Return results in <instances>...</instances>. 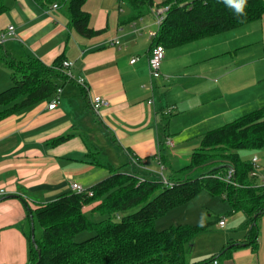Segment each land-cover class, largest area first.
<instances>
[{
    "label": "crops",
    "instance_id": "obj_1",
    "mask_svg": "<svg viewBox=\"0 0 264 264\" xmlns=\"http://www.w3.org/2000/svg\"><path fill=\"white\" fill-rule=\"evenodd\" d=\"M4 3L0 28L11 24L14 35L0 44L1 53L17 60L36 57L49 65L62 54L73 64L72 78L58 82L54 108L44 100L0 121V263L28 264L30 210L69 191L72 182L91 186L108 175L105 164L140 177L155 175L160 162L166 169L181 155L174 148L185 136L196 135L198 148L217 117L264 106V14L183 44L194 47L193 61L175 52L169 58L164 50L162 76L152 79L147 66L152 44L147 32L156 26L152 9L128 20L129 9L119 0H86L82 10L98 32L85 36L71 25L60 0ZM93 95L109 101L98 113L89 105ZM189 158L184 156L181 167ZM257 224L256 240L246 243L245 228L232 234L226 220L223 226L216 223L213 228L223 231L220 239H211L208 231L197 234L187 256L201 241L211 253L229 245L217 264H264V214Z\"/></svg>",
    "mask_w": 264,
    "mask_h": 264
},
{
    "label": "trees",
    "instance_id": "obj_2",
    "mask_svg": "<svg viewBox=\"0 0 264 264\" xmlns=\"http://www.w3.org/2000/svg\"><path fill=\"white\" fill-rule=\"evenodd\" d=\"M60 1L79 33L90 36L98 32L88 26V13L82 10L86 0ZM153 1L168 5L154 39L164 48L231 30L264 14V0H247L243 17L222 0H119L129 9L128 20L148 14ZM5 10L4 0H0V14ZM0 59L10 68L12 81L0 91V121L49 101L58 82L69 80L61 70L62 54L50 65L31 56L17 60L7 52H0ZM263 146L264 106L207 130L187 165L164 176L169 183L158 176L140 177L105 164L108 175L87 187L92 195L69 190L30 210L42 226V235L40 239L28 235V264H207L220 259L229 245L201 261L189 262L187 258V247L208 229L209 222L155 228L158 217L203 189L226 200L230 212L244 214V242L253 243L257 219L264 214V192L254 186L249 174L252 164L240 157V151H259ZM228 169L232 182L220 178ZM85 231L90 235L77 240Z\"/></svg>",
    "mask_w": 264,
    "mask_h": 264
},
{
    "label": "rangeland",
    "instance_id": "obj_3",
    "mask_svg": "<svg viewBox=\"0 0 264 264\" xmlns=\"http://www.w3.org/2000/svg\"><path fill=\"white\" fill-rule=\"evenodd\" d=\"M155 2V1H153ZM157 2V1H156ZM153 7V3L151 4V8ZM150 8V10H151ZM146 19H151V15H146ZM166 54H168L169 58L172 56L171 52H175L174 55H177V58L181 60H192L194 59V47L192 45H180L177 47L165 48ZM170 63V60H169ZM221 79L222 76L219 75ZM12 83L10 78V68L5 64L3 60L0 59V91ZM165 90H159L160 99H163V92ZM1 108V107H0ZM245 109V110H244ZM243 110L233 111L231 113H227L222 117H217L215 122H211L210 128L218 127L228 121L233 120L239 115L247 112L246 108ZM242 111V112H240ZM173 115L168 116L171 118ZM190 132V131H187ZM193 133V132H192ZM186 135V134H184ZM183 135V136H184ZM182 138V136H181ZM177 139V138H176ZM199 144L198 137L196 135L185 136L182 138V141L177 142V146L174 150L181 151L179 154L183 156L175 157V159L171 162V167H167L162 170L164 175L167 177L176 171H178L184 162L182 159L185 155H191V152L194 148H196ZM253 152H255L259 156L256 172L260 176H254L255 182H259L260 177H264V149L262 148L259 151H253L250 149H243L240 151V157L249 161ZM156 174H151L149 176H157L159 172ZM159 177V176H158ZM135 208L131 209L134 210ZM130 210V211H131ZM124 214V213H123ZM219 217H223L228 224V229H232V234L243 233L244 225H243V214L241 211L230 212L229 205L226 200L222 199L219 196H213L206 190H200L194 197H192L187 202L177 205L171 209H169L166 213L157 218L155 222V228L160 230L168 226H176L183 224H198V223H210L208 229L206 231L209 232L208 237L213 238L215 241H218L220 237L223 235V231L220 229L213 228V226L217 223V219ZM32 228V229H31ZM28 235H32L36 239H40L42 235V226L39 223L38 219L33 216V226L28 230ZM90 233L87 231L82 232L79 236L76 237L77 240H81L86 238ZM216 253V252H213ZM213 253L207 249V247L201 242L198 241L197 247L194 246L192 252L188 254L189 262H197L201 261L205 258L210 257Z\"/></svg>",
    "mask_w": 264,
    "mask_h": 264
},
{
    "label": "built area",
    "instance_id": "obj_4",
    "mask_svg": "<svg viewBox=\"0 0 264 264\" xmlns=\"http://www.w3.org/2000/svg\"><path fill=\"white\" fill-rule=\"evenodd\" d=\"M53 7H56L57 4H53ZM152 12L154 14V22H155V29L149 30L147 32L149 38L152 41L151 44V48H150V52L147 58V66H148V73L150 78L152 79H158L162 76V73L160 71V65L162 62V59L164 57V50L165 48L163 47V45L154 42L155 37L157 36V32L159 29V26L161 25V22L163 21L164 17H165V13L168 9V5H159L156 1L153 2V7L151 8ZM14 35V26L11 24H7L4 28H0V44H2L6 39L12 37ZM114 43H118L119 41L113 40ZM135 58H132L130 60V62H134ZM73 62L71 60L68 59H64L61 62V70L63 71V73L68 77V78H72V73H71V66H72ZM77 82L83 84V79L82 78H78ZM60 92H61V88L60 86L57 87L55 93L51 96L50 101L47 104V108L52 109L56 106V104L59 101L60 98ZM150 102V100H149ZM109 101L107 98H105L104 96L101 95H93L90 97L89 99V105L90 108L98 113L100 111L101 108L106 107L108 105ZM170 108H167L165 110V113H169L170 112ZM168 144H172L171 141H168ZM264 149V146H263ZM258 160L259 157L257 154H253L249 161L252 164V169L250 171V175L252 177L254 176H260L259 174H257L256 172V168H257V164H258ZM159 172L157 173L159 176V178L164 182V183H169L167 181V179L164 177L162 170L164 169V165L163 163H159ZM221 179H223L226 182H232L231 181V170H227V172L223 175L220 176ZM254 186L256 187H260L262 189V191L264 192V177L259 179V182H255ZM70 190L77 192V193H86L87 195H92V191L89 190L87 187L82 186L81 184L77 183V182H72L70 184ZM3 190L0 189V193H2ZM217 224L219 226H223L224 224V218H220L217 221ZM213 264H217V260H212ZM0 264H4V263H0Z\"/></svg>",
    "mask_w": 264,
    "mask_h": 264
},
{
    "label": "clouds",
    "instance_id": "obj_5",
    "mask_svg": "<svg viewBox=\"0 0 264 264\" xmlns=\"http://www.w3.org/2000/svg\"><path fill=\"white\" fill-rule=\"evenodd\" d=\"M222 2L231 8L235 15L243 17L245 15V8L247 7V0H222Z\"/></svg>",
    "mask_w": 264,
    "mask_h": 264
}]
</instances>
